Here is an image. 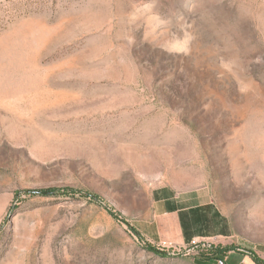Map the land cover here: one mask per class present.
<instances>
[{
    "label": "rangeland",
    "instance_id": "1",
    "mask_svg": "<svg viewBox=\"0 0 264 264\" xmlns=\"http://www.w3.org/2000/svg\"><path fill=\"white\" fill-rule=\"evenodd\" d=\"M159 194L201 234L142 235ZM229 252L264 262V0H0V264Z\"/></svg>",
    "mask_w": 264,
    "mask_h": 264
},
{
    "label": "crops",
    "instance_id": "2",
    "mask_svg": "<svg viewBox=\"0 0 264 264\" xmlns=\"http://www.w3.org/2000/svg\"><path fill=\"white\" fill-rule=\"evenodd\" d=\"M157 200L160 201L159 203L161 204L157 205L155 220L153 223H150V226L153 227L152 231L148 233H142V235L152 239H162L168 241L173 240L180 243L184 240V238L195 237L197 234H201L187 232V227L184 225V222L181 218L180 209L172 210L171 212L166 213L164 203H167L169 200L163 198V195L159 194L157 196ZM161 217L162 219H159ZM161 222H163L164 224H161ZM210 234H212V238H218L217 234ZM224 234L226 233H219L218 235ZM216 259H223L225 264H264V262L259 261V263L257 262V260L252 259L251 257L242 254L241 252H229L227 256H219ZM214 260H211V262H213Z\"/></svg>",
    "mask_w": 264,
    "mask_h": 264
},
{
    "label": "clouds",
    "instance_id": "3",
    "mask_svg": "<svg viewBox=\"0 0 264 264\" xmlns=\"http://www.w3.org/2000/svg\"><path fill=\"white\" fill-rule=\"evenodd\" d=\"M193 39L192 34L186 29H181L180 32H173L167 42V51L169 53L187 54ZM225 67L227 68V65Z\"/></svg>",
    "mask_w": 264,
    "mask_h": 264
},
{
    "label": "built area",
    "instance_id": "4",
    "mask_svg": "<svg viewBox=\"0 0 264 264\" xmlns=\"http://www.w3.org/2000/svg\"><path fill=\"white\" fill-rule=\"evenodd\" d=\"M198 244V241H196V240H194V241H192V243H191V245L192 246H196ZM162 246H163V248H170L171 247V245L170 244H166V243H163L162 244ZM210 264H225L224 263V260L223 259H215L213 262H211Z\"/></svg>",
    "mask_w": 264,
    "mask_h": 264
},
{
    "label": "trees",
    "instance_id": "5",
    "mask_svg": "<svg viewBox=\"0 0 264 264\" xmlns=\"http://www.w3.org/2000/svg\"><path fill=\"white\" fill-rule=\"evenodd\" d=\"M257 262H259V261H257ZM260 263V262H259Z\"/></svg>",
    "mask_w": 264,
    "mask_h": 264
}]
</instances>
